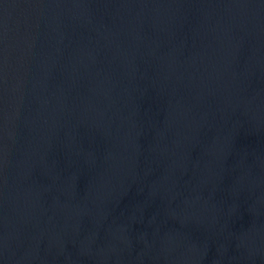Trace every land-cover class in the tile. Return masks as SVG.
Listing matches in <instances>:
<instances>
[{
  "label": "water",
  "instance_id": "1",
  "mask_svg": "<svg viewBox=\"0 0 264 264\" xmlns=\"http://www.w3.org/2000/svg\"><path fill=\"white\" fill-rule=\"evenodd\" d=\"M0 264H264V0H0Z\"/></svg>",
  "mask_w": 264,
  "mask_h": 264
}]
</instances>
